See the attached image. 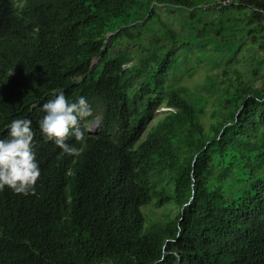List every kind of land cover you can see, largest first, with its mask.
Masks as SVG:
<instances>
[{"label":"trees","instance_id":"obj_1","mask_svg":"<svg viewBox=\"0 0 264 264\" xmlns=\"http://www.w3.org/2000/svg\"><path fill=\"white\" fill-rule=\"evenodd\" d=\"M160 10L183 22L170 49ZM142 37L166 48L147 67ZM193 58L224 61L203 91L179 84ZM60 91L92 108L75 155L38 126ZM18 118L41 175L0 191V264H264V0H0V137Z\"/></svg>","mask_w":264,"mask_h":264},{"label":"clouds","instance_id":"obj_2","mask_svg":"<svg viewBox=\"0 0 264 264\" xmlns=\"http://www.w3.org/2000/svg\"><path fill=\"white\" fill-rule=\"evenodd\" d=\"M41 111L44 115L38 126L45 138L53 141L63 154H78V148L66 141L69 137L76 141L85 138L79 121L92 114L87 97L81 95L70 101L60 91L42 104ZM6 127L7 135L0 137V191L7 186L16 193L34 192L41 170L34 151L32 121L13 119Z\"/></svg>","mask_w":264,"mask_h":264},{"label":"rangeland","instance_id":"obj_3","mask_svg":"<svg viewBox=\"0 0 264 264\" xmlns=\"http://www.w3.org/2000/svg\"><path fill=\"white\" fill-rule=\"evenodd\" d=\"M182 23L183 22L179 20L167 19L166 12L160 10L153 17V20L145 25V28L149 31L148 33L152 31V33L165 36L167 40L170 41V43L167 42L168 43L167 49H170L172 47L171 45L176 44L177 36L175 34V31L180 30L182 28L183 26ZM135 46L138 48L137 59L141 63L142 67L150 66L153 62L158 60L166 52V48L164 46L153 44L150 41L146 40L144 37L139 39L138 43H136ZM208 46L209 45H207L204 48V51L208 54L210 53L209 56L213 57V55L215 54L212 52V49ZM200 51L201 50L196 48L194 50V53L191 55L193 57H196ZM253 55H254V50L250 48L248 42L245 43L242 46V50L237 54L235 60L232 62L231 67L238 68L245 76L249 75L250 62H251V57ZM96 62L97 60H94V63ZM216 62H218V67L213 68L212 67L213 64L208 59L202 61L194 59V61L188 65V67L190 66V68L194 70L192 71L190 76L182 77V79L179 81V84L183 85L184 87L190 89L193 92L203 91L202 87L206 81V77L208 75H212L215 71L222 69L224 66L223 60L217 59ZM191 65L193 66L191 67ZM143 75H144V71L140 70L138 72V79L142 78ZM93 109H94L93 111L94 121L91 124L87 125V130L91 134H95L99 128V122L101 119V110H102L101 103L99 102L95 103ZM205 109H206V118H208L209 115L211 114L212 108L209 105ZM163 111L164 109H160L156 114V118H159ZM162 211L163 209L150 206L147 212L152 216L155 215V217H158L162 213Z\"/></svg>","mask_w":264,"mask_h":264},{"label":"water","instance_id":"obj_4","mask_svg":"<svg viewBox=\"0 0 264 264\" xmlns=\"http://www.w3.org/2000/svg\"><path fill=\"white\" fill-rule=\"evenodd\" d=\"M94 64H92V67H93Z\"/></svg>","mask_w":264,"mask_h":264}]
</instances>
